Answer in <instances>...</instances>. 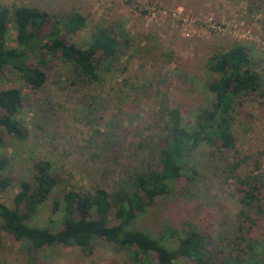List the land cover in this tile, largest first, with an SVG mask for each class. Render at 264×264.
<instances>
[{"label":"rangeland","instance_id":"rangeland-1","mask_svg":"<svg viewBox=\"0 0 264 264\" xmlns=\"http://www.w3.org/2000/svg\"><path fill=\"white\" fill-rule=\"evenodd\" d=\"M10 3L50 14L78 11L85 17L84 27L69 36L78 45L95 25L120 29L125 44L100 83L82 85L60 62L49 63L41 89L9 82L20 89L17 118L26 137L5 136L0 145V157L6 160L3 173L12 179L0 197L4 203L11 205L18 182L31 181L32 164L39 158L50 161L60 180L56 194L113 186L125 167L132 169L139 161L138 144L158 134L164 108L179 110L188 126L196 109L208 106L212 94L204 82L211 75L205 61L233 43L250 50L261 85L260 91L241 97L233 112L235 150L244 159L235 173L243 176L253 161L264 173V0H0ZM13 35L11 26V46L16 44ZM232 154L197 147L189 157L198 170L195 181L176 180L170 193L156 197L127 227L157 238L165 228L193 226L217 262L235 264L238 253L237 264H264V216L256 213V201L244 202L247 187L228 177ZM52 200L35 211L30 224L58 228L61 213L52 211ZM260 203L264 207V200ZM166 244L174 246L170 240ZM31 252L33 264H136L102 241H96L90 255L71 245ZM27 258L25 247L0 230V264H27ZM175 262L191 264L183 257Z\"/></svg>","mask_w":264,"mask_h":264},{"label":"trees","instance_id":"trees-1","mask_svg":"<svg viewBox=\"0 0 264 264\" xmlns=\"http://www.w3.org/2000/svg\"><path fill=\"white\" fill-rule=\"evenodd\" d=\"M84 23L85 17L78 11L50 14L22 3L0 4V145L5 136L15 140L26 137L17 118L22 104L20 89L9 82H20L31 90L41 89L49 63L60 62L70 68L77 82L88 86L102 82L103 73L119 60L125 44L120 29L95 25L87 41L78 45L69 36L80 31ZM11 26L15 46L8 43ZM249 51L246 46L233 43L213 52L205 61L211 75L204 82L212 94L208 106L196 109L188 126L182 123L179 110L164 108L158 134L138 144L140 152L135 159L139 161L132 169L125 167L124 175L113 186L56 194L60 180L50 161L39 158L33 162L31 181L18 182L11 205L0 198V230L25 247L27 264H33L32 250L71 245L90 255L96 241L124 252L136 264H176L178 257L191 264H228L216 261L205 237L193 226L168 227L157 238L127 226L156 197L170 193L179 178L195 181L198 170L189 157L199 146L233 151L227 175L247 187L244 202L251 205L256 201V213L264 216L260 203L264 200V173L259 162L253 161L243 176L235 173L244 159L235 150L233 112L241 97L261 90ZM91 99L96 108V98ZM5 166L6 160L0 157V197L12 186V179L3 173ZM50 198L52 211L61 213L54 231L29 222ZM169 240L174 246L166 244ZM245 248L251 251L252 245L246 243ZM237 255L233 258L235 264Z\"/></svg>","mask_w":264,"mask_h":264}]
</instances>
